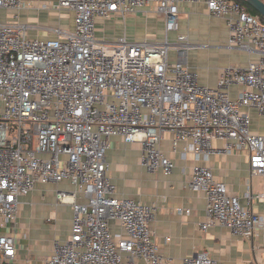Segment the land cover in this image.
Here are the masks:
<instances>
[{
    "label": "built area",
    "instance_id": "1",
    "mask_svg": "<svg viewBox=\"0 0 264 264\" xmlns=\"http://www.w3.org/2000/svg\"><path fill=\"white\" fill-rule=\"evenodd\" d=\"M200 2L226 21V46L256 53L246 66L219 70L216 86L198 83L186 62L196 46L179 33L180 4ZM26 0H0V9L17 11ZM44 7L70 10L74 28H57L54 38L28 36L17 15L0 22V264H32L18 255L20 198L36 184L68 181L56 201L69 204L72 219L66 240H53L40 264H168L149 222L155 207L116 195L105 153L112 137L141 145L147 170L168 175L172 159L160 147L172 133L171 149L208 161L212 154L244 152L250 174L264 179V136L250 129L249 109L264 115V23L235 0H55ZM164 16L159 41L100 39L97 20L125 19L142 10ZM174 34V39L169 34ZM175 52V60L170 52ZM240 86L235 99L229 88ZM221 140L222 148L212 142ZM180 142L185 143L178 150ZM188 187L205 194L202 231L218 224L237 237L252 239L264 217L229 193L210 167L192 166ZM176 211L189 213V209ZM121 232L113 234L109 222ZM169 238H166L168 241ZM207 252L182 264H214Z\"/></svg>",
    "mask_w": 264,
    "mask_h": 264
},
{
    "label": "crops",
    "instance_id": "2",
    "mask_svg": "<svg viewBox=\"0 0 264 264\" xmlns=\"http://www.w3.org/2000/svg\"><path fill=\"white\" fill-rule=\"evenodd\" d=\"M31 6L17 11L0 9V22L12 19L16 14L19 22L25 16H34L39 21H49L51 25L72 30L74 14L70 10H56L42 6L44 2L55 0H26ZM127 16L106 20H97L95 28L105 27L107 33L95 34L100 39L112 40L125 37L129 41L164 39V16L150 10ZM61 13L60 18L56 13ZM4 14V15H3ZM64 14L67 17H64ZM32 16V15H31ZM54 31V30H53ZM179 33L187 34L191 44L203 45L192 47L187 51L186 62L196 73L199 84L214 88L221 67L228 64L246 66L250 60L256 59V53L228 48V27L222 18L209 15L200 2H183L180 4ZM31 38L50 39L44 31H28ZM174 39V34H169ZM175 52H170V59L175 60ZM240 86L229 88L231 99H235ZM250 129L264 136V115L254 109L248 110ZM172 133L167 131L160 144L164 154L170 157L174 168L170 174L152 172L141 164V145L138 142L126 143L120 137H112L106 150L105 158L109 164L107 172L115 185L118 197L131 198L148 206H154L155 212L149 222L161 253L170 257L168 264H182L184 256L198 252H207L214 264H264V226L252 239L245 240L232 235L224 226L215 224L202 231L198 224L205 220V194L193 191L188 187L192 166L205 165L211 168L216 180L226 184L229 193L238 196L241 204L248 205L247 193L252 195L264 190V179L260 175H251L248 158L244 152L212 154L208 161L197 160L191 152L184 159L171 149ZM180 142L178 150L184 147ZM214 148H222L224 142L214 140ZM57 189L72 190L68 181L58 184H36L34 189L20 198L18 211V255L21 260H30L32 264H40L41 259L52 252L54 239L64 241L69 236L72 209L69 204L56 201ZM251 209L264 217V197L253 198ZM189 209V213L179 214L176 209ZM113 234L121 232L118 223L109 222ZM166 238H169L166 241ZM23 264V263H20Z\"/></svg>",
    "mask_w": 264,
    "mask_h": 264
},
{
    "label": "rangeland",
    "instance_id": "3",
    "mask_svg": "<svg viewBox=\"0 0 264 264\" xmlns=\"http://www.w3.org/2000/svg\"><path fill=\"white\" fill-rule=\"evenodd\" d=\"M34 10L36 9H30L29 12L31 13V15L28 14V16H25L24 19H22L21 23L25 24L27 27H28V31H32V30H41V31H44L49 37L52 35L53 33V30L59 28V26L61 25H51V22L49 21H39V18L38 16H34L33 12ZM4 15V14H3ZM56 15L57 17L60 18L61 16V13H56L54 14ZM67 17V15L64 14V17ZM106 29L105 27L101 26V27H97L96 30H97V34L99 35V33H108L109 30H104ZM189 42V41H188Z\"/></svg>",
    "mask_w": 264,
    "mask_h": 264
},
{
    "label": "water",
    "instance_id": "4",
    "mask_svg": "<svg viewBox=\"0 0 264 264\" xmlns=\"http://www.w3.org/2000/svg\"><path fill=\"white\" fill-rule=\"evenodd\" d=\"M264 18V2L262 0H244Z\"/></svg>",
    "mask_w": 264,
    "mask_h": 264
},
{
    "label": "trees",
    "instance_id": "5",
    "mask_svg": "<svg viewBox=\"0 0 264 264\" xmlns=\"http://www.w3.org/2000/svg\"><path fill=\"white\" fill-rule=\"evenodd\" d=\"M235 1L242 4L250 14L256 15L264 23V18L253 7L247 4L244 0H235ZM262 1L264 2V0Z\"/></svg>",
    "mask_w": 264,
    "mask_h": 264
}]
</instances>
